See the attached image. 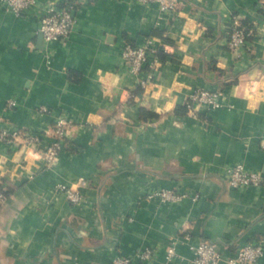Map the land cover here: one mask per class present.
<instances>
[{"label":"crops","instance_id":"obj_1","mask_svg":"<svg viewBox=\"0 0 264 264\" xmlns=\"http://www.w3.org/2000/svg\"><path fill=\"white\" fill-rule=\"evenodd\" d=\"M61 1L24 14L0 3V264H112L145 247L156 261L133 264H165L171 241L168 264H195L191 245L202 241L225 258L264 245V187L228 176L241 163L264 177V0H181L169 11L79 0L74 31L45 43L40 16ZM233 14L253 31L238 50L227 44ZM148 39L157 65L143 87L123 48ZM198 88L219 91L221 105L190 106ZM60 116L70 126L51 165L1 136L29 131L45 147ZM81 177L86 198L73 204L59 184ZM161 189L186 195L149 197Z\"/></svg>","mask_w":264,"mask_h":264},{"label":"built area","instance_id":"obj_2","mask_svg":"<svg viewBox=\"0 0 264 264\" xmlns=\"http://www.w3.org/2000/svg\"><path fill=\"white\" fill-rule=\"evenodd\" d=\"M143 3H157L162 11L175 10L181 0H138ZM0 3L7 9L19 14L28 12L35 4L36 0H0ZM79 0H63L54 6H51L45 13L40 16V32L43 35L45 43L55 40L67 38L76 28L78 16L77 11ZM252 29L248 30L239 14H233L227 24V44L230 49L238 50L250 44L249 36ZM155 50L154 42L148 39L145 43L135 44L130 41L126 42L123 48V57L129 62L133 71L141 75V85L147 87L154 78V70L157 65V57L151 56V52ZM219 91H213L207 88L195 89L189 100V105L209 104L212 107L220 106L218 100ZM10 106L16 105V100H9ZM70 123L60 116L54 124L55 139L45 147L41 146V137L33 132L14 131L8 133L3 131L1 136L7 139H17L21 137L23 142L31 148L38 151L44 158L46 164L51 165L57 159L63 145V141L69 131ZM21 134V135H20ZM229 182L234 187H246L249 185L263 186L264 177L247 169L243 164H237L229 169ZM66 192L68 198L73 204H79L86 198V188L89 186V180L81 177L75 183L59 184ZM186 194L172 189H161L150 193L149 197H159L163 200L179 201ZM0 196L4 197V193L0 191ZM190 237V234H187ZM194 252L195 264H220L222 260H226L228 264H258L264 255L263 242L259 240L251 241L240 246L236 253L225 258L216 245L210 241H202L191 245ZM166 262L168 264L176 255V246L173 241L167 245ZM135 258H139L143 262L152 263L158 258V250L152 247L141 248L135 256H117L113 259L112 264H133Z\"/></svg>","mask_w":264,"mask_h":264},{"label":"trees","instance_id":"obj_3","mask_svg":"<svg viewBox=\"0 0 264 264\" xmlns=\"http://www.w3.org/2000/svg\"><path fill=\"white\" fill-rule=\"evenodd\" d=\"M242 22H243L244 26H245L248 30L252 29L251 26H250V24L245 23V21H243V20H242ZM252 35H253V32H252V34L249 36V39L252 38ZM0 189L2 190V192H3L4 194H5V192H7V190L4 189V187L2 186L1 183H0Z\"/></svg>","mask_w":264,"mask_h":264},{"label":"clouds","instance_id":"obj_4","mask_svg":"<svg viewBox=\"0 0 264 264\" xmlns=\"http://www.w3.org/2000/svg\"><path fill=\"white\" fill-rule=\"evenodd\" d=\"M254 90V89H253Z\"/></svg>","mask_w":264,"mask_h":264}]
</instances>
